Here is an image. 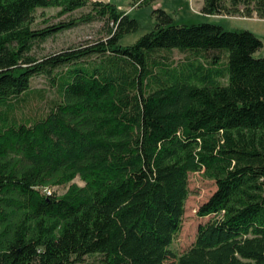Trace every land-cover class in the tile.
<instances>
[{"label": "trees", "instance_id": "trees-1", "mask_svg": "<svg viewBox=\"0 0 264 264\" xmlns=\"http://www.w3.org/2000/svg\"><path fill=\"white\" fill-rule=\"evenodd\" d=\"M225 1L202 0L200 12L264 18V4ZM85 5L79 18L31 25L38 8ZM156 12L153 29L124 45L138 22L110 1L0 0V264H264L262 41ZM96 19L104 39L31 53ZM38 75L54 94L33 109ZM190 172L216 189L196 210L209 219L177 253ZM52 186L64 192L43 191Z\"/></svg>", "mask_w": 264, "mask_h": 264}, {"label": "rangeland", "instance_id": "rangeland-1", "mask_svg": "<svg viewBox=\"0 0 264 264\" xmlns=\"http://www.w3.org/2000/svg\"><path fill=\"white\" fill-rule=\"evenodd\" d=\"M110 1L117 5L121 10L126 11L131 17H134L138 22L136 30L124 34L120 39L121 44H130L135 42L137 39L145 35L154 25L158 23L157 9H164L168 15L172 18L173 23H195L200 21L216 22L224 25L227 28L239 27L244 29H255L257 35L263 41L264 44V22L240 17H252L246 16L243 13H231L235 18L231 19L232 22H228L225 19H215L204 17L201 14H197L194 11H199L198 2L200 0H182L184 3L175 6L171 0H155L154 2L137 4L138 0H103ZM231 1V0H228ZM239 8L241 11L245 9L244 4L241 0ZM90 6L85 5L77 8L71 12L59 14L60 7H49V8H38L33 17L32 26L34 28H42L60 20H70L72 18H79L89 11ZM221 15V14H220ZM224 15V14H222ZM229 15V14H227ZM108 35L107 27L103 20L96 19L92 21H80L76 25L68 29L61 30L55 34L50 35L44 41L35 43L33 45L31 53L36 57H41L45 54L55 53L61 50H66L71 47L85 46L99 39H104ZM254 56H264V45L254 51ZM183 54L173 52L172 58L180 59ZM31 87L34 90L42 92L35 94V97L31 100V107L36 108L37 104L46 106L47 98H52L54 89L49 86L47 79L43 75L35 76L31 80ZM42 94V95H41ZM44 96V97H42ZM25 113L28 111L25 109ZM79 185L83 182L79 178L73 180ZM51 192L56 191L58 194L64 192V188L59 186L48 187ZM215 182L205 177L202 172H190L189 173V194L185 200V211L183 215L182 226L178 234L175 236L172 248L175 252L180 253L186 250L191 243L194 241L197 226L200 223L206 222L209 217H198L196 210L198 207L206 201V199L215 191ZM98 259L95 256H87L84 262L96 263ZM171 259H168L164 264H171Z\"/></svg>", "mask_w": 264, "mask_h": 264}, {"label": "crops", "instance_id": "crops-1", "mask_svg": "<svg viewBox=\"0 0 264 264\" xmlns=\"http://www.w3.org/2000/svg\"><path fill=\"white\" fill-rule=\"evenodd\" d=\"M155 0H153L152 2H154ZM173 3H174V7H173V10H174V8L176 7V5H182L184 2L182 1V0H171ZM187 1V0H186ZM242 1V3L244 4V6L245 7H250V8H255L256 6H261L262 4H264V0H241ZM240 1H238V0H231V1H228V0H226L225 1V3L228 5V6H231V7H238L239 6V3ZM184 5H185V3H184ZM198 5H199V11H194L195 13H197V14H201V12H200V8H201V5H202V0H200L199 2H198ZM162 10H164V9H162ZM165 12H166V10H164ZM167 13V12H166ZM168 14V13H167ZM201 15H203V14H201ZM204 17H208V18H215V19H225V20H227L228 22H232V20L231 19H234L235 18V16L234 15H231V14H229V15H227V14H224V15H220V14H217V15H203ZM240 18H250V19H254V20H258V21H262V22H264V18H259L258 16H257V14H256V11L255 10H253L252 11V17H240ZM249 31H251L254 35H256L257 37H259L257 34L258 33H256L255 31V29H252V28H250V29H248ZM260 39V38H259ZM261 40V39H260ZM262 41V40H261ZM263 41H262V46L260 47V48H262L263 47Z\"/></svg>", "mask_w": 264, "mask_h": 264}, {"label": "built area", "instance_id": "built-area-1", "mask_svg": "<svg viewBox=\"0 0 264 264\" xmlns=\"http://www.w3.org/2000/svg\"><path fill=\"white\" fill-rule=\"evenodd\" d=\"M142 1H143V0H138L137 4H139V3L142 2ZM43 191H44L46 194H48V195L51 194V190H50L48 187L44 188Z\"/></svg>", "mask_w": 264, "mask_h": 264}]
</instances>
